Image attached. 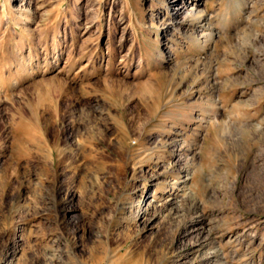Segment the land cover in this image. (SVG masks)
<instances>
[{
    "label": "rangeland",
    "instance_id": "obj_1",
    "mask_svg": "<svg viewBox=\"0 0 264 264\" xmlns=\"http://www.w3.org/2000/svg\"><path fill=\"white\" fill-rule=\"evenodd\" d=\"M200 8L209 41L170 0H0V264H264V0Z\"/></svg>",
    "mask_w": 264,
    "mask_h": 264
},
{
    "label": "bare ground",
    "instance_id": "obj_2",
    "mask_svg": "<svg viewBox=\"0 0 264 264\" xmlns=\"http://www.w3.org/2000/svg\"><path fill=\"white\" fill-rule=\"evenodd\" d=\"M201 1L202 0H170L171 5H174V9L177 10L175 15L173 16V23L171 24V29L174 30L177 27H179L181 25L179 22H184L185 23V22L188 21V18H190L191 16L195 17V16H198L200 14L199 17H201V20L199 22V27H198L196 33H197L198 36H200L199 38H205V40L206 39L208 40L210 38L212 40V35L213 34L211 33V31H213V29L212 28L210 29L212 24L210 25L209 22L204 24V18H203L202 14H205V12H204V10H202L200 8ZM206 42L207 41H205V43ZM205 49H206V47H203L201 50H205ZM189 175H190V173H188L186 175V178L183 180V183L186 184L185 186H187V184L189 183V180H190V176ZM175 189H176V187H174V188H172V189H170V190H168L166 192V188H164V190L162 191V194H163V192H166V193H164L166 195L164 196L165 198H164L163 203H161V205H162L161 207L167 208V209H170V210H175L176 208H178V203H177V200H176V198H177L176 194H178V192ZM202 219L203 218H201V216H195L192 219H189L187 222H184V224L182 226V229H181V235L184 238H186V237H190V236L192 237V236L203 235L204 233H206L207 232V226H206L207 223H205ZM152 222H153V220L149 221L147 223V225L150 226V224Z\"/></svg>",
    "mask_w": 264,
    "mask_h": 264
}]
</instances>
